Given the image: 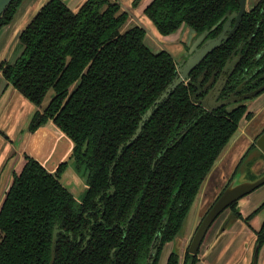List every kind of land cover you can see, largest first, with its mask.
I'll return each instance as SVG.
<instances>
[{"label":"trees","instance_id":"trees-1","mask_svg":"<svg viewBox=\"0 0 264 264\" xmlns=\"http://www.w3.org/2000/svg\"><path fill=\"white\" fill-rule=\"evenodd\" d=\"M22 1L6 7L0 29ZM138 2L133 0L132 7ZM261 4L245 12L237 31L190 73L192 82L201 74L203 81L216 77L235 54L240 62L225 94L244 79L242 91L264 83ZM237 9L238 0H151L143 13L161 35L181 27L197 35ZM129 21L114 0H84L76 10L63 0H48L20 33L19 55L0 63L3 78L35 106L53 92L32 114L26 133L51 121L73 142L54 173L23 154L22 168L13 173L0 205V264H49L54 229L52 264H147L155 235L159 244L148 264H157L240 121L251 118L246 104L207 112L191 101L195 88L181 83L126 146L142 115L176 75L173 57L154 52L144 28ZM68 161L84 172L87 189L80 202L58 180ZM237 207L238 200L227 209L244 221L256 212L242 218ZM255 234L260 248L264 222ZM188 260L194 264L197 256L187 253ZM166 264H178V254L171 252Z\"/></svg>","mask_w":264,"mask_h":264},{"label":"crops","instance_id":"crops-1","mask_svg":"<svg viewBox=\"0 0 264 264\" xmlns=\"http://www.w3.org/2000/svg\"><path fill=\"white\" fill-rule=\"evenodd\" d=\"M43 1L44 0H26V2L17 10L12 22L0 30V60L11 62L19 55L20 49L18 52H14L17 45L18 34L31 20ZM64 1L71 9L73 7V10H75L84 0ZM144 7L145 5L138 8V14L132 13L133 18H131V20H133L135 24H139L138 18L143 15L142 12ZM172 36H174V38L171 40H175L179 34H170L165 37H167L169 40ZM6 93H8V96L6 97L5 102L0 104V118H2V116L6 113L10 103L13 104L15 99L18 97L17 91L10 87L8 83H6L0 73V100L5 96ZM260 108L257 110L260 111ZM32 111L33 110L30 112L32 113ZM248 111L251 112V109L249 110L248 108ZM31 113L29 117L32 115ZM252 113L253 116L251 118L253 119L255 114L254 112ZM18 132H20V129L16 131L15 135ZM259 133L260 132H258L255 137ZM25 135V133L23 136L21 135L17 141L18 143L23 139L24 144H22L19 149L16 148V150L13 152L18 151L20 154H22L21 151L23 147L28 155L37 159L38 162H40L43 167L51 173L55 172L58 165L68 158L69 152L73 148L72 141L52 122H48L46 125L38 128L35 132L29 134L28 136ZM253 142L252 140H249L250 145ZM11 149L13 150L12 146L10 150ZM16 158L19 160L17 154ZM8 175V172H6L4 181L7 180ZM60 180L62 181L63 185L70 189L74 198L80 197L83 194L85 188L84 177H82L81 172L76 170L72 162L67 163L66 169H64L60 175ZM248 197L250 196H247L245 198L246 200H244L242 203L239 202L240 200L238 201L237 208L239 213L241 214L242 218H246L254 211L256 212L246 221L236 217L231 219L230 214H224V212V216H222L218 228L214 230V234L209 237L208 234L211 232V229L216 223L217 219L223 215L221 214L206 233L204 237L205 242L203 241L204 244L202 243L199 248L197 261L195 264H251L255 248V232L260 229L264 222V205L262 206L264 203V197L263 192L256 194L254 197L252 196V198ZM192 231L184 236L179 243L178 250L180 249V261L182 260V255ZM170 251L171 246L168 243L162 250L158 264H166V260ZM257 264H264V245H262L258 250Z\"/></svg>","mask_w":264,"mask_h":264},{"label":"rangeland","instance_id":"rangeland-1","mask_svg":"<svg viewBox=\"0 0 264 264\" xmlns=\"http://www.w3.org/2000/svg\"><path fill=\"white\" fill-rule=\"evenodd\" d=\"M114 1H117L120 4V7L131 15L129 24H134L135 22L131 20V18H133L132 13L138 14L139 12L138 8H140V6H144L150 0H139L135 8L132 7L131 5V2L133 0H114ZM246 4H247V8H250L251 5L253 4V0H247ZM73 9L74 8L72 7V10ZM138 23H139L138 25L143 27L146 32V44L150 46V48L154 52H158L160 50L166 51L173 57L176 65L180 64L184 59H186V57L188 56V51L191 48L190 43H192L189 42L192 38V31L190 29L186 28L184 32L178 33L179 36L175 40H171L174 38V36H172L168 40L167 37L158 33L152 22L145 15H141L138 18ZM184 44L189 45L188 48H186ZM19 49L20 48L17 44L14 52L15 53L18 52ZM52 95H53L52 90H49L46 96L44 97L41 106L37 107L34 104H32L30 101H28L25 97H23L20 93L17 92V96H18L17 99H15L13 104L10 103V106L7 108L6 113L2 116V118H0V122H1L0 162L5 159V156L8 152H11L10 150L11 146L13 147L12 151H14L16 150V148L19 149L20 146L24 144L23 139L18 143L17 141L21 137L23 131H26V127L28 126L29 120L32 116L31 115L29 117L31 113L30 111L31 110L36 111L37 109L42 110L43 107L47 105ZM243 103H245L248 106L249 110L251 109V112H254L255 117H253V119L250 118L247 121L245 120L240 121L237 131L230 138L224 151L222 152L220 157L216 160L214 166L212 167V169L206 176L205 180L203 181L199 193L197 194L195 200L193 201L190 210L186 218L184 219V222L178 234L174 239L173 245L174 248L176 249H178L179 243L181 242L183 237L186 236L189 232H191L195 227H197V225L200 223L206 212L213 204L215 198L221 192L222 188L226 185V183L230 182L231 180L230 177L233 171L235 170L236 166L238 165L239 161L241 160V158H242V162L238 167V171L240 173L239 181L246 180L248 174L259 175V173H261L264 170V154L261 152L259 148H257L256 146L250 147L251 145L249 144V140H252V142L255 141V135L258 132H261L262 129L264 128V93H261L260 95L254 98L246 99L243 101ZM231 108H232L231 106H228V109ZM258 108H260V111L257 110ZM33 111L31 114L35 112ZM19 129L20 132H18L15 135L16 131H18ZM28 134L31 133H27L26 135L28 136ZM6 137L8 141L4 140V138ZM21 153L22 154H20L18 151H15L14 155L10 158L4 171L2 172L0 178V193L2 192V188L4 187L5 174L6 172L9 171L8 168L10 167V165L13 164V167H15V169H17L18 172L22 168L23 154L28 155V153H26L23 147ZM16 154L19 157L20 162L16 158ZM260 192H263V197H264V184L253 190L251 193H249L250 195L247 194L246 196L240 198L239 199L240 201L239 200L238 201L242 203L244 200H246L245 198L247 196H250L248 198H252V196L254 197L256 196V194H259ZM224 212H223L224 214L229 213L231 219L235 218V214L229 211V209L224 210ZM224 214L221 215L217 219L216 223L213 225L211 232L208 234L209 237H211V235L214 234L213 231L218 228V225L220 224V220L222 216H224ZM169 244L171 246V243ZM173 245L171 246L172 248Z\"/></svg>","mask_w":264,"mask_h":264},{"label":"water","instance_id":"water-1","mask_svg":"<svg viewBox=\"0 0 264 264\" xmlns=\"http://www.w3.org/2000/svg\"><path fill=\"white\" fill-rule=\"evenodd\" d=\"M48 0H44L43 3L39 6V9L36 11V13L34 14V16L31 18V20L35 17V15L38 13V11L40 10V8L47 2ZM64 1V0H63ZM239 1V9L237 12H233L232 14H230L225 23L222 26V30L220 32V34L215 37V38H208L206 39L202 45L199 48H196L197 44H199L200 42H202L205 38V36L213 29H215L217 27V24L213 25L211 27V29L209 30H204L203 32H201L198 36H195L192 33V37H196L195 40L193 41V44H191V48L189 49V56L187 57V59L185 60L184 64L180 63L178 65H176V71L177 74L176 76L173 78V80L167 85V87L165 88V90L158 96V98H156L154 100V102L152 103V105L146 110V112L142 115L141 120L138 123V126L135 130V132L133 133V135L126 141L125 145L129 146L133 141H135L139 134L141 133L142 127L144 125V123L149 119V117L151 116L153 110L158 107V105H160L165 99L168 98V96L176 89V87L178 85H180L182 82L185 84H189L191 86H194L197 91L195 92V94L192 96V101H195V96L201 91V87H200V83L202 81V76H200L198 78V80L194 83L190 80L189 78V74L190 72L210 53L212 52L214 49H216L217 47H219L221 44H223L224 42H226L228 40V38L236 31V29L239 26V23L245 13L246 10V0H238ZM12 2V0H0V16L3 14L4 10L6 9V7ZM65 2V1H64ZM25 3V0H23L21 2V4L19 5L18 8H20V6H22ZM66 3V2H65ZM67 4V3H66ZM68 6V4H67ZM69 7V6H68ZM17 8V10H18ZM70 8V7H69ZM17 12V11H16ZM16 14V13H15ZM15 16V15H14ZM14 19V17H13ZM12 19V20H13ZM30 20V21H31ZM30 21L25 25V27L30 23ZM232 21H234L232 23ZM12 22V21H11ZM24 27V28H25ZM155 27V26H154ZM24 28L22 30H24ZM22 30L19 32L18 37H17V44H18V38L20 33L22 32ZM186 30V28L181 27L179 28L176 32L172 33H181L184 32ZM191 34V33H190ZM239 58L235 57L232 61H227L225 63V65L222 68V73L220 74L218 80L216 81L214 88H217V92L219 93V90H221L222 85L224 84V81L220 84L219 80L222 77L223 72H227V69H230L227 74L228 76L231 74V69L234 68L235 65V61H237ZM1 62H9V61H5V60H0ZM1 73V71H0ZM2 75V73H1ZM3 77V76H2ZM213 77H211L208 81L207 84H210L212 82ZM5 80V79H4ZM6 81V80H5ZM6 83H8L10 85V87H12L14 90H16L14 88V86L6 81ZM17 91V90H16ZM262 91H264V84L259 86L258 88H256L255 90L248 92L246 94H242L241 96H237L232 98V96H230L228 99L225 100H221L218 102V104L216 106L221 107L224 106L226 104L235 102V101H239L241 99H251L254 96L258 95L259 93H261ZM18 92V91H17ZM19 93V92H18ZM218 95V94H217ZM8 96V93L5 94V96L0 100V104H3V102H5L6 97ZM198 102L201 104V106L208 112H212L213 108L209 109L206 104L204 103V99H200L198 100ZM73 143V142H72ZM87 145L88 142H85L82 152H85L87 149ZM123 146V145H122ZM122 146H120L119 148V155L121 153V148ZM255 146L257 148H259L261 150V152L264 154V130L262 131V133L256 138L255 140ZM72 150V149H71ZM71 152V151H70ZM69 152V153H70ZM68 162H72L73 166L75 167V164L73 161H68ZM67 162V163H68ZM62 163V162H61ZM60 163V164H61ZM59 166V165H58ZM66 169V168H65ZM54 173V172H53ZM111 175V174H110ZM240 178V173L239 171L236 172V174L231 178L230 182L228 183V185L225 187V189L221 192V194L217 197V199L215 200V202L212 204V206L209 208V210L206 212V214L204 215V217L202 218L201 222L199 223L198 227L196 228L188 251L189 253H191L192 255H196L200 244L206 234V232L208 231V229L210 228V226L212 225V223L215 221V219L219 216V214L221 212H223L227 207H229L230 204H232L233 202L239 200L240 198H242L243 196H246L247 194L251 193L253 190H255L256 188L260 187L261 185L264 184V173L258 175L256 178L254 179H249L248 177L246 178V180L244 181H239ZM59 182L63 185L62 181L60 180V176L58 178ZM85 182V180H84ZM64 187H66L65 185H63ZM67 188V187H66ZM69 191L70 189L67 188ZM87 189V185L85 183V188H84V192L80 197H76V201L80 202L82 196L85 193V190ZM71 192V191H70ZM72 193V192H71ZM73 195V194H72ZM57 229H54L53 231V235H52V244H51V259L49 264L53 263L54 260V249H55V244H56V236H57ZM154 244V242H153ZM258 245H255L254 248V252H253V256H252V261L251 264H257V256H258ZM153 248L151 249L150 255L153 253Z\"/></svg>","mask_w":264,"mask_h":264},{"label":"flooded vegetation","instance_id":"flooded-vegetation-1","mask_svg":"<svg viewBox=\"0 0 264 264\" xmlns=\"http://www.w3.org/2000/svg\"><path fill=\"white\" fill-rule=\"evenodd\" d=\"M151 1V0H150ZM149 1V2H150ZM247 1V0H246ZM117 2V1H116ZM260 2H262V4H261V7H260V11L261 12H263L264 11V0H253V4L251 5V7L250 8H247V4H246V10H245V12H247V11H249L250 9H253L254 7H256L257 5H258V3H260ZM118 3V2H117ZM149 3H147V4H145V7L148 5ZM145 7H144V9H145ZM144 9H143V11H144ZM238 9H239V1H238ZM238 9L236 10V11H233V12H237L238 11ZM233 12H231L230 14H232ZM143 13V12H142ZM230 14H227V15H225L220 21H219V23L217 24V26L218 25H220L221 26V29H220V31L218 32V34H216L215 36H210L209 34H210V32L212 31H210L206 36H205V38H204V40L202 41V42H200L199 44H197V46H196V48H199L201 45H202V43L206 40V39H208V38H215V37H217L219 34H220V32H221V30H222V26H223V24L225 23V21H226V19H227V17L230 15ZM245 14V13H244ZM143 15H144V13H143ZM242 20V19H241ZM234 21H232V23H233ZM241 22V21H240ZM240 24V23H239ZM239 27V26H238ZM211 29V28H210ZM238 29V28H237ZM237 29H236V31H237ZM207 30H209V29H207ZM214 30V29H213ZM235 31V32H236ZM234 32V33H235ZM233 33V34H234ZM200 34V33H199ZM199 34H197V35H195V36H198ZM232 34V35H233ZM231 35V36H232ZM167 36V35H166ZM192 37L191 38V40L189 41V42H192V43H190V44H193V41L195 40V38L196 37ZM230 36V37H231ZM229 37V38H230ZM228 38V39H229ZM227 42V41H226ZM226 42H224V43H226ZM223 43V44H224ZM223 44H221L220 46H222ZM185 46H186V48H188V46L189 45H187V44H184ZM219 46V47H220ZM150 47V46H149ZM219 47H217V48H219ZM216 48V49H217ZM216 49H214V50H216ZM213 50V51H214ZM212 51V52H213ZM212 52H210V53H212ZM209 53V54H210ZM208 54V55H209ZM190 54H189V51H188V56H189ZM207 55V56H208ZM187 56V57H188ZM206 56V57H207ZM187 57H186V59H187ZM205 57V58H206ZM235 57H238L239 59L237 60V61H235V65H234V68L233 69H231V74L228 76V74H227V72L230 70V69H227V72H223V74H222V77L220 78V80H219V83L221 82H223L224 81V84L222 85V87H221V90H219V93L217 92V88L215 87L214 88V85H215V83H216V81L218 80V78H219V76H220V74L222 73V68H221V71H220V73L215 77V74H212L209 78H207L205 81H203V78H202V81H201V83H200V87H201V91L195 96V101H192V99H191V101L195 104V105H198V106H200L203 110H205L202 106H201V104L198 102V100H200V99H204V103L206 104V106L209 108V109H211V108H213V111H217V110H219V109H221V108H227L228 109V106H231L232 108H234L236 105H239V104H245V103H243V101L244 100H246V99H241V100H239V101H235V102H232V103H229V104H226V105H224V106H221V107H218V106H216L217 104H218V102L219 101H221V100H225V99H228L230 96H232V98H234V97H237V96H241L242 94H246V93H248V92H251V91H253V90H255L256 88H258L259 86H261V85H263L264 83H262V84H260L259 86H257L256 88H254V89H251V90H249V91H242V87H243V85H244V83H245V79L244 80H241L236 86H234V88L232 89V90H230V91H228L226 94H225V91H226V85H227V83H228V81H229V79H230V77L233 75V73H234V71H235V69H236V67H237V65H238V63L240 62V56L239 55H235V54H231L230 56H229V58L225 61V63L227 62V61H232ZM204 58V59H205ZM186 59H184L181 63L182 64H184V62H185V60ZM203 59V60H204ZM202 60V61H203ZM201 61V62H202ZM200 62V63H201ZM199 63V64H200ZM225 63H224V65H225ZM198 64V65H199ZM197 65V66H198ZM223 65V66H224ZM196 66V67H197ZM195 67V68H196ZM175 68H176V63H175ZM194 68V69H195ZM193 69V70H194ZM192 70V71H193ZM191 71V72H192ZM190 72V73H191ZM176 74H177V71H176ZM190 75V74H189ZM176 76V75H175ZM200 76H204L203 74H201ZM199 76V77H200ZM211 77H213V79H212V82L210 83V84H207L208 83V81H209V79L211 78ZM190 78V77H189ZM196 82V81H195ZM194 82V83H195ZM183 83V82H182ZM220 83V84H221ZM185 84V83H184ZM185 85H187V84H185ZM194 87V86H193ZM195 88V87H194ZM197 91V89L195 88V90L193 91V93L191 94V98H192V96L195 94V92ZM261 93H264V91H262ZM261 93H259L258 95H260ZM218 94V95H217ZM258 95H256V96H258ZM256 96H254V97H256ZM253 97V98H254ZM247 106V105H246ZM231 108V109H232ZM247 110H248V106H247ZM206 111V110H205ZM212 111V112H213ZM208 112V111H207ZM242 120H245V119H242ZM245 121H247V120H245ZM26 129H27V127H26ZM264 129V128H263ZM263 129H262V131H263ZM22 132V131H21ZM27 134L26 133V131H23V133L21 134L22 136H23V134ZM29 135V134H28ZM5 140H7V137L6 138H4ZM8 141V140H7ZM254 144H255V141L253 142ZM14 155V152L12 151V149H11V152H8L7 154H6V156H5V159L4 160H2L1 162H0V178H1V175H2V172L4 171V169H5V167H6V165H7V163H8V161L10 160V158L12 157ZM32 157V156H31ZM64 162V161H63ZM15 163V162H14ZM9 169V171H8V178H7V180H5L4 182H5V184H4V187H3V189H2V192H1V195H0V205H1V202H2V200H3V197H4V194H5V191L7 190V188H8V186H9V184H10V182H11V179H12V175H13V173H15V172H18L17 171V169H15V167H13V164L12 165H10V168H8ZM77 171H79V172H81V175L82 174H84V172H83V169H81V168H77L76 169ZM82 177H83V175H82ZM10 181V182H9ZM227 209V208H226ZM220 215H221V213H220ZM201 222V221H200ZM213 224V223H212ZM199 225V224H198ZM198 225H197V227H198ZM212 226V225H211ZM210 226V227H211ZM197 227H195L194 229H193V231H192V233H191V236H190V238H189V240H188V242H187V245H186V247H185V250H184V253H183V255H182V260L180 261V255H179V250L178 249H176V248H174V245H173V242H174V240L173 241H168V242H165L164 243V245H163V247H162V249H161V251H160V255H159V259H160V256H161V254H162V250H163V248H164V246L166 245V244H168V243H171V246L173 245V248L171 247V251H170V253L171 252H176L177 254H178V264H191L190 263V260H188L187 262H185V256H186V254L188 253V254H190V255H192L191 253H189V251H188V248H189V245H190V242H191V239H192V236H193V234H194V232H195V230H196V228ZM210 229V228H209ZM208 229V230H209ZM208 232V231H207ZM206 232V233H207ZM206 235V234H205ZM205 237V236H204ZM203 240H204V238H203ZM203 240H202V242H203ZM153 242H154V244H153ZM202 242H201V244H202ZM158 244H159V239H158V236L157 235H155V237H154V239H153V241H152V243L150 244V247H149V252H148V256H147V264L148 263H150L151 261H152V258H153V256H154V254H155V251H156V247L158 246ZM201 244H200V246H201ZM153 248V253L150 255V252H151V249ZM179 248V247H178ZM200 248V247H199ZM198 252H199V249H198V251H197V253H196V256H197V254H198ZM170 253H169V255H170ZM168 255V256H169ZM159 259H158V262H159ZM167 259H168V257H167ZM166 263H167V260H166ZM196 263V262H195ZM194 263V264H195ZM158 264V263H157Z\"/></svg>","mask_w":264,"mask_h":264}]
</instances>
